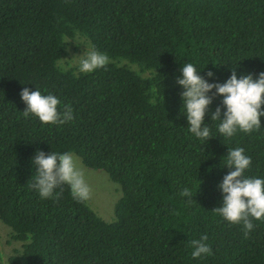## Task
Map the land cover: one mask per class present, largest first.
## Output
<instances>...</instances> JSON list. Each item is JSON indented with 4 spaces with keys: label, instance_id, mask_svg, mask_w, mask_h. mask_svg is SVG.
Returning <instances> with one entry per match:
<instances>
[{
    "label": "trees",
    "instance_id": "obj_1",
    "mask_svg": "<svg viewBox=\"0 0 264 264\" xmlns=\"http://www.w3.org/2000/svg\"><path fill=\"white\" fill-rule=\"evenodd\" d=\"M74 33L110 62L60 71L57 61L74 64L83 48L66 42ZM187 61L220 82L235 65L238 75L264 70V0H0V223L20 244L0 264H264V220L245 236L212 209L227 148L252 158L245 175L264 176V117L226 139L206 112L213 136L195 138L175 83ZM35 86L57 95L58 109L70 104L73 120L25 118L19 91ZM36 148L71 150L118 183L112 219L66 185L41 199L29 187ZM201 234L212 254L194 259L189 241Z\"/></svg>",
    "mask_w": 264,
    "mask_h": 264
},
{
    "label": "clouds",
    "instance_id": "obj_2",
    "mask_svg": "<svg viewBox=\"0 0 264 264\" xmlns=\"http://www.w3.org/2000/svg\"><path fill=\"white\" fill-rule=\"evenodd\" d=\"M67 41L82 44L83 50L70 53L68 58L74 57V64L58 60L57 67L60 71L74 67L78 73H91L110 62V57L105 52L98 50L90 42L85 43L79 33L66 38ZM200 69L187 61L180 65V74L175 77V83L181 87L179 95L189 133L202 141L213 136L209 123L204 122L206 112L209 113L210 121H218L216 131L226 139L237 132L250 133L262 127L260 118L264 117V70L257 72L255 77L250 71L238 75L235 65L230 67L227 78L220 82L214 79L212 69H208L204 75H200ZM216 96L220 97V103L214 110H209V105ZM19 97L25 105L21 111L25 118L34 116L42 124L55 125H62L74 118L70 104H64L62 109H58L61 101L52 92L42 93L36 86L32 90L22 87ZM30 161L34 171L29 187L35 189L41 199L56 198L59 195L57 190H62L65 185L75 201L86 203L90 199L91 189L85 179V169L71 150L46 152L36 148ZM251 163L252 158L245 153L244 148H227L222 165L229 170L217 183L221 199L219 205L212 208L215 214L229 224L241 225L245 236L253 229V220H264V176L245 175V170ZM179 195L189 203L193 200V191L188 186L182 187ZM207 240V234H201L198 239L189 241L192 258L212 254Z\"/></svg>",
    "mask_w": 264,
    "mask_h": 264
},
{
    "label": "rangeland",
    "instance_id": "obj_3",
    "mask_svg": "<svg viewBox=\"0 0 264 264\" xmlns=\"http://www.w3.org/2000/svg\"><path fill=\"white\" fill-rule=\"evenodd\" d=\"M82 50L83 48L79 46V51H71V53H79ZM76 157L81 162L77 155ZM83 167L85 169V179L91 189V196L88 200L89 205L106 221L112 219L115 202L120 196V185L111 180L102 169H90L85 165ZM2 223H0V262L5 261L7 254L12 251L14 246L20 245L13 240L11 242L7 241V239H10L9 229L7 225Z\"/></svg>",
    "mask_w": 264,
    "mask_h": 264
}]
</instances>
